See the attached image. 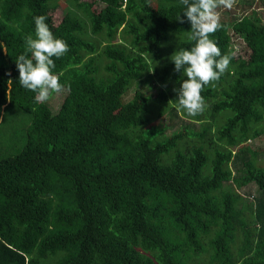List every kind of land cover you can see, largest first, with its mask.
<instances>
[{
    "label": "trees",
    "instance_id": "trees-1",
    "mask_svg": "<svg viewBox=\"0 0 264 264\" xmlns=\"http://www.w3.org/2000/svg\"><path fill=\"white\" fill-rule=\"evenodd\" d=\"M65 2L57 20L60 0H0V264H264V21H219L232 58L193 117L173 91L194 44L180 0ZM39 15L68 45L54 113L15 64Z\"/></svg>",
    "mask_w": 264,
    "mask_h": 264
},
{
    "label": "clouds",
    "instance_id": "clouds-1",
    "mask_svg": "<svg viewBox=\"0 0 264 264\" xmlns=\"http://www.w3.org/2000/svg\"><path fill=\"white\" fill-rule=\"evenodd\" d=\"M235 0H180L184 6L183 17L191 24L189 39L194 42L190 49L181 48L171 55L174 71H183L187 79L180 82L179 88L173 91L177 95L178 105L185 109L189 116L201 115L206 103L201 95L205 86L218 81L227 71L231 56L222 54L217 43L210 39V34L219 30L222 25L216 9L223 6L231 9ZM35 39L32 35L25 37L26 52L20 54L16 61L19 83L25 89L36 93L38 102L48 100L52 92H62L59 76L53 73L55 61L68 51L66 41L54 36L46 23L45 15L35 16ZM184 23L179 15L177 19Z\"/></svg>",
    "mask_w": 264,
    "mask_h": 264
},
{
    "label": "rangeland",
    "instance_id": "rangeland-1",
    "mask_svg": "<svg viewBox=\"0 0 264 264\" xmlns=\"http://www.w3.org/2000/svg\"><path fill=\"white\" fill-rule=\"evenodd\" d=\"M66 5L65 0H60L59 6L55 11V17L57 20H60L63 12L64 7ZM221 22L225 23H232L235 19H239L242 15L250 16V18H253V15H257L262 21H264V0H235V3L233 4V7L231 9H226L223 6H220L216 9ZM230 34L231 39L234 44V50L240 51V48H243L245 43L243 39L241 38V35L237 32H233V30L230 28ZM133 91H129V93L125 96L126 99H129L130 96H132ZM63 95L59 92L53 94V96H49L47 100V104L51 111L54 113L59 108L60 103L63 101ZM183 119L181 116H179V113L177 114V117L171 118L169 113H165L161 120L158 121V123L161 126H164L166 128V132L169 133L170 131H176L178 129H181L182 125L184 124ZM184 120V119H183ZM196 125H198L196 123ZM195 128H197L195 126ZM5 144L0 143V148H3ZM251 145L254 148L260 149V155L264 154V135H260L256 139H252ZM3 153H0V157ZM13 153H4V155H10ZM231 183V182H230ZM238 191L242 194L243 197L247 199H252V196L256 193L255 186L254 185H248L242 188H239Z\"/></svg>",
    "mask_w": 264,
    "mask_h": 264
}]
</instances>
